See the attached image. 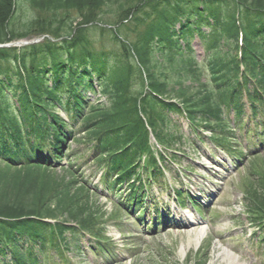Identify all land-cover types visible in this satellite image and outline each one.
<instances>
[{
  "label": "trees",
  "instance_id": "16d2710c",
  "mask_svg": "<svg viewBox=\"0 0 264 264\" xmlns=\"http://www.w3.org/2000/svg\"><path fill=\"white\" fill-rule=\"evenodd\" d=\"M17 1L0 0V46L43 40L0 47V163L16 171L0 173V264H61L85 236L103 240L79 211L80 164L66 180L17 177L59 162L80 127L95 165L116 175L109 188L127 184L136 202L144 178L163 177L167 152L208 138L238 160L231 133L264 129V0H24L40 14L20 26ZM110 5L119 20L107 29ZM254 182L262 196L247 211L264 248V177Z\"/></svg>",
  "mask_w": 264,
  "mask_h": 264
},
{
  "label": "rangeland",
  "instance_id": "374dc122",
  "mask_svg": "<svg viewBox=\"0 0 264 264\" xmlns=\"http://www.w3.org/2000/svg\"><path fill=\"white\" fill-rule=\"evenodd\" d=\"M17 4L15 20L18 26L40 14L38 10L31 9L24 0H18ZM118 14V7L115 5H110L108 10L103 12L101 17L107 22V29L115 28L114 25L119 20ZM127 37L129 40L133 38L131 35ZM41 40L43 39L35 37L23 38L12 41L7 46L18 47L15 44H29ZM98 41L108 49H115L114 42L107 38ZM194 49L196 64H200L204 54L198 40L194 43ZM202 82H205L204 79ZM188 84L189 82L185 81L184 86ZM90 97L109 106L103 95ZM85 131L80 127V135L68 143L65 153L70 155L63 158L58 165L63 168H29L25 172H18L17 177L21 179L25 173L27 179L32 181H48L50 177H63L66 180L67 162L81 164L78 168L79 174L82 181L89 184L88 190L91 191L76 194L81 217L91 224L90 227L100 232L104 240L111 242L113 250L110 252L112 258L116 257L115 264H198L204 258L207 259L206 264H264V252L256 246L257 240L253 238L254 227L250 224V214L247 211L250 206L248 198L262 196L256 190L254 182L256 177H264V150H255L261 143L258 139L259 129L248 139L237 131L231 133L239 141L235 146L234 142H231L234 152L242 155L238 160V157L231 158L222 149L214 147L208 138L201 141L196 150L184 144L175 149L176 155L167 152L173 160V165H170L172 172L165 174L167 179L171 181L172 174L177 176V180L171 183L172 186L181 189L188 197H193L199 206V212L190 208L187 203L183 208H179L175 200L159 196L156 205L162 208L161 212L166 221L171 222L164 228L161 224L150 231L147 230L151 222L149 215L145 214L142 222H136L123 211L116 210L115 204L107 198L95 195L100 170L94 160L98 157H91V153L87 151ZM184 132L189 134L187 130ZM75 152L80 154L74 157ZM0 173L10 176L15 175L16 171L0 163ZM194 221H200L208 227L206 239L201 244L196 239L192 244L187 243L193 238L191 233L183 232L189 225H193ZM181 227L183 229L179 231L177 228ZM88 241L87 238L83 239L85 245ZM94 258L90 252H86L82 259L70 258L68 261L69 264H96Z\"/></svg>",
  "mask_w": 264,
  "mask_h": 264
},
{
  "label": "bare ground",
  "instance_id": "6f19581e",
  "mask_svg": "<svg viewBox=\"0 0 264 264\" xmlns=\"http://www.w3.org/2000/svg\"><path fill=\"white\" fill-rule=\"evenodd\" d=\"M193 225H189L190 227H187L186 230H184L183 232L186 233H191V237L193 238L192 240L187 241V243L192 244L193 240L196 239V237L200 234H202L203 232H205L206 230H208V227L205 226L204 223L200 222V221H194L192 222ZM199 231V232H197ZM181 233V232H180Z\"/></svg>",
  "mask_w": 264,
  "mask_h": 264
},
{
  "label": "water",
  "instance_id": "95a60500",
  "mask_svg": "<svg viewBox=\"0 0 264 264\" xmlns=\"http://www.w3.org/2000/svg\"><path fill=\"white\" fill-rule=\"evenodd\" d=\"M35 43V42H34ZM34 43H29V44H34ZM15 45H17L18 47H22L23 45H28V44H15Z\"/></svg>",
  "mask_w": 264,
  "mask_h": 264
}]
</instances>
